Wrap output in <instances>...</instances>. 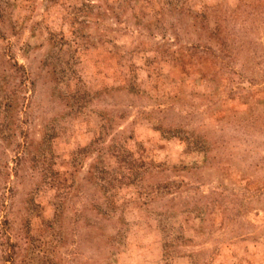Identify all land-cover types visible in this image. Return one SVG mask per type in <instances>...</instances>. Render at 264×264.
Returning a JSON list of instances; mask_svg holds the SVG:
<instances>
[{"label": "rangeland", "instance_id": "374dc122", "mask_svg": "<svg viewBox=\"0 0 264 264\" xmlns=\"http://www.w3.org/2000/svg\"><path fill=\"white\" fill-rule=\"evenodd\" d=\"M0 264H264V0H0Z\"/></svg>", "mask_w": 264, "mask_h": 264}]
</instances>
